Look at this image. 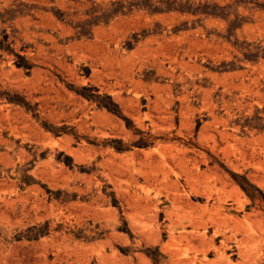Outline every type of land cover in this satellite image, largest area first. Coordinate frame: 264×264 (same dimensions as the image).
Instances as JSON below:
<instances>
[{
    "label": "rangeland",
    "instance_id": "rangeland-1",
    "mask_svg": "<svg viewBox=\"0 0 264 264\" xmlns=\"http://www.w3.org/2000/svg\"><path fill=\"white\" fill-rule=\"evenodd\" d=\"M0 264H264V0H0Z\"/></svg>",
    "mask_w": 264,
    "mask_h": 264
}]
</instances>
